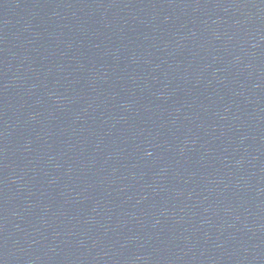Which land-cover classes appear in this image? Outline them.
Returning a JSON list of instances; mask_svg holds the SVG:
<instances>
[{
    "label": "water",
    "instance_id": "95a60500",
    "mask_svg": "<svg viewBox=\"0 0 264 264\" xmlns=\"http://www.w3.org/2000/svg\"><path fill=\"white\" fill-rule=\"evenodd\" d=\"M0 264H264V0H0Z\"/></svg>",
    "mask_w": 264,
    "mask_h": 264
}]
</instances>
